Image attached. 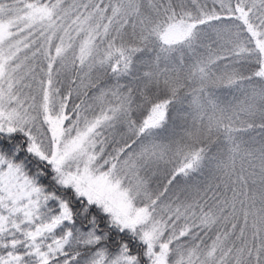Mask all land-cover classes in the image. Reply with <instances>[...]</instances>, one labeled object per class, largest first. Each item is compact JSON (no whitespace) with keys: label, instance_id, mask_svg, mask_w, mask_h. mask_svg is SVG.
<instances>
[{"label":"snow or ice","instance_id":"snow-or-ice-1","mask_svg":"<svg viewBox=\"0 0 264 264\" xmlns=\"http://www.w3.org/2000/svg\"><path fill=\"white\" fill-rule=\"evenodd\" d=\"M0 264H264V0H0Z\"/></svg>","mask_w":264,"mask_h":264}]
</instances>
